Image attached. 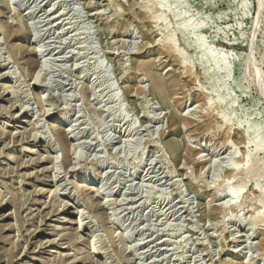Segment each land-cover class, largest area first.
Here are the masks:
<instances>
[{"label":"rangeland","instance_id":"374dc122","mask_svg":"<svg viewBox=\"0 0 264 264\" xmlns=\"http://www.w3.org/2000/svg\"><path fill=\"white\" fill-rule=\"evenodd\" d=\"M0 264H264V0H0Z\"/></svg>","mask_w":264,"mask_h":264},{"label":"bare ground","instance_id":"6f19581e","mask_svg":"<svg viewBox=\"0 0 264 264\" xmlns=\"http://www.w3.org/2000/svg\"><path fill=\"white\" fill-rule=\"evenodd\" d=\"M6 7V6H5ZM169 48V47H168ZM28 52L30 53V52H33V53H35V55H39V51L36 49V48H32V49H29L28 50ZM41 52V51H40ZM163 53V52H162ZM31 67V66H30ZM29 68V67H28ZM27 68V70H29ZM136 68L138 69V70H141L148 78H149V82H150V89H151V91H153L154 93H156V94H159L162 98H166V96H165V88H166V86H168V87H170V88H172L173 86H175V85H178V73H176V72H172V74H171V76H170V78L172 79V83L171 82H169L166 78H164L161 74H159L158 73V71H156L154 68H153V64L151 63V62H138L137 64H136ZM41 69V68H40ZM134 88V85H131L130 83L129 84H126V85H124V89H125V91L128 93V92H130L132 89ZM6 96V95H5ZM41 104V103H40ZM20 106V105H19ZM177 112V111H176ZM179 114V113H178ZM173 119H174V116H173ZM172 119V120H173ZM186 120V119H185ZM184 120V121H185ZM55 123V122H54ZM68 139H70V135L67 133L66 134V132L64 133V138H63V140L65 141V142H63V143H66V144H64V145H67L68 143L66 142V141H68ZM12 141V140H11ZM61 145V144H60ZM68 146V145H67ZM169 146H170V149L172 150V151H175V149H176V146H175V144L174 143H170L169 144ZM67 149V148H66ZM66 149H64V150H66ZM68 150V149H67ZM66 152V151H65ZM68 152V151H67ZM66 152V153H67ZM63 154V153H62ZM64 155H65V153H64ZM68 155L69 154H66V158H65V161H66V163H68L69 162V160H70V158L68 159ZM51 160H52V157H51ZM74 183V182H73ZM82 184V183H81ZM83 184H85V185H89L90 186V183L89 182H85V183H83ZM95 190V193L97 192V193H99V194H102V192L100 191V188H95L94 189ZM93 190V191H94ZM75 208V207H74ZM113 220V219H112ZM109 221H111V218H109ZM81 224V223H80ZM80 224H79V227L76 229L77 231H79L80 230ZM95 238V237H94ZM90 241H92V240H90ZM46 243V242H45ZM93 244V243H92ZM95 245V244H94ZM93 258H94V256H93ZM94 261H96V260H93V262ZM100 263V262H99Z\"/></svg>","mask_w":264,"mask_h":264}]
</instances>
